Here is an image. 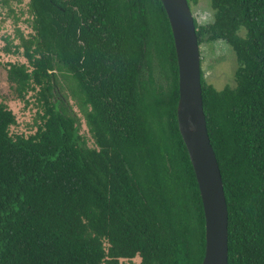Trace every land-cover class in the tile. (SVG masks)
Masks as SVG:
<instances>
[{
  "label": "trees",
  "instance_id": "obj_1",
  "mask_svg": "<svg viewBox=\"0 0 264 264\" xmlns=\"http://www.w3.org/2000/svg\"><path fill=\"white\" fill-rule=\"evenodd\" d=\"M211 6L213 23L195 20L199 45L224 40L239 62L235 88L218 91L202 72L229 264H264V0ZM29 14L32 31L7 49L27 64H10L8 78L20 99L37 92L43 113L36 133L14 134L17 117L0 101V264H203L205 210L162 0H29ZM58 73L96 148L64 106Z\"/></svg>",
  "mask_w": 264,
  "mask_h": 264
},
{
  "label": "water",
  "instance_id": "obj_2",
  "mask_svg": "<svg viewBox=\"0 0 264 264\" xmlns=\"http://www.w3.org/2000/svg\"><path fill=\"white\" fill-rule=\"evenodd\" d=\"M179 64L178 122L200 186L206 217L203 264H229V211L220 165L204 111L201 51L188 0H162Z\"/></svg>",
  "mask_w": 264,
  "mask_h": 264
},
{
  "label": "rangeland",
  "instance_id": "obj_3",
  "mask_svg": "<svg viewBox=\"0 0 264 264\" xmlns=\"http://www.w3.org/2000/svg\"><path fill=\"white\" fill-rule=\"evenodd\" d=\"M195 20L200 26L214 22V10L211 0H190ZM29 0H10L8 7L0 3V101L4 102L16 115L17 125L11 131L14 134L26 136L36 133L41 124L42 107L37 101V92H30L25 99H20L16 84L10 82L8 69L10 64H27L26 58L19 54L8 52L10 48L20 43L18 31L28 35L32 30L29 26ZM10 44H12L10 46ZM201 65L205 81L218 91L227 87L235 88L236 72L239 68L237 56L230 45L224 40H210L208 38L200 45ZM58 79L63 90L62 97L67 110L77 117L79 133L88 147L96 148L95 141L90 135L87 121L78 99L71 94L72 81L66 74L58 73ZM141 259L122 260L121 264H140Z\"/></svg>",
  "mask_w": 264,
  "mask_h": 264
}]
</instances>
